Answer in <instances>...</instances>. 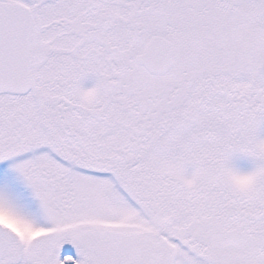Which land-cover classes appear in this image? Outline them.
Returning a JSON list of instances; mask_svg holds the SVG:
<instances>
[{"label": "snow or ice", "instance_id": "obj_1", "mask_svg": "<svg viewBox=\"0 0 264 264\" xmlns=\"http://www.w3.org/2000/svg\"><path fill=\"white\" fill-rule=\"evenodd\" d=\"M0 264H264V0H0Z\"/></svg>", "mask_w": 264, "mask_h": 264}]
</instances>
